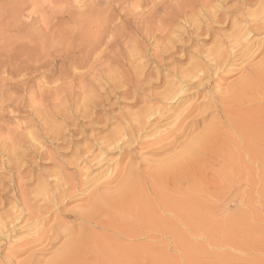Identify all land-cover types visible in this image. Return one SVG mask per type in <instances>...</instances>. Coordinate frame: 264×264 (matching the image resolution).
I'll use <instances>...</instances> for the list:
<instances>
[{
    "label": "rangeland",
    "instance_id": "374dc122",
    "mask_svg": "<svg viewBox=\"0 0 264 264\" xmlns=\"http://www.w3.org/2000/svg\"><path fill=\"white\" fill-rule=\"evenodd\" d=\"M257 7V0H0V28L9 29L12 34L19 33L24 37L15 42L12 40L15 46L25 45V41L30 39L37 29L46 27H58L61 31L65 29L71 32L70 41L74 45L69 51L70 54L72 51V54L76 55V49L79 48L77 45L84 40L88 41L91 47L93 45V49L87 52L83 66L80 63L81 68L87 70L88 78L82 80L83 85L79 78L74 80L73 86V96L77 103L74 104L76 108L72 110H76L82 124H86L87 121L81 117L80 102L87 96L88 101L94 99L91 91V84L95 83L91 66L94 55L91 54L98 50L94 53L101 55V82L106 85L100 84L102 102L99 107L93 109V112L97 121L99 119L102 121L98 123L96 121L97 126L100 127L103 121H107V126L101 133L105 134L117 126L126 125L123 122L129 118L127 113L146 105L139 100L133 102L132 92L136 85L152 82L159 76L162 81L167 76L174 78L170 71L172 67L157 66L158 59L163 56L167 59V54L173 53L172 56L179 60L177 66H186L188 56L192 55L197 46L213 45L218 29L224 28L227 31L232 29L233 26L226 23L229 18L236 13H242L243 18L247 20ZM196 17L205 21L195 33V28L191 24ZM206 32L210 36H207ZM258 35L259 33L256 35L257 38ZM166 49L168 52H165ZM155 52L163 56L155 58ZM3 55L7 56V53L4 52ZM200 59H203L202 55ZM50 60L47 61L50 65L47 67L49 70L47 76L37 72L29 73V77L32 78L29 84L31 87H28L29 90L27 89L24 94L18 88L0 94V103H10L8 99L13 102L7 107H1L2 103L0 104V118L4 116L0 120V216L10 209L16 197L14 188L18 186L20 180L16 179L14 170L9 169L11 164L7 153L9 148L18 154L29 150L27 158L31 162L24 165L21 178L24 184L21 188L30 193L37 188V179L57 170L56 164L62 163L63 153L76 149L77 145L81 147L83 142L75 135L71 147L62 144L63 139L70 138L68 136L70 131L63 132V139L57 141L46 137H38L37 140L28 135L35 129L31 124L34 116L28 112L33 109L47 110L45 113L61 110L64 92L55 89L61 58L50 57ZM257 60L259 58L254 62ZM140 63L148 64L151 70L155 68L152 70L153 74L140 76V70L137 68ZM84 65H87V68ZM78 66L79 64L74 62V66L71 65L69 70L80 71L81 68L78 69ZM144 73H147V68L144 69ZM237 76L235 73L232 77L225 78L224 85ZM35 78L42 80L39 83V79ZM17 79L19 77L14 78ZM43 80H46L47 84ZM65 80H70V77H66ZM43 83L46 84V88H41L45 85ZM35 84H38L41 90L36 89ZM84 85L89 89L83 87ZM162 86H165L163 82L158 83L154 91L161 90ZM147 93L148 91L142 90L138 95L146 97ZM201 94L207 97L209 93L206 90ZM22 95L24 101L18 107H13L12 105ZM143 96L139 97L142 99ZM148 101L160 104L154 100ZM247 102H239L231 107L225 117L222 114L221 121L226 124L225 135L228 136V139L225 137V141L228 142L227 147L223 144L222 150L219 149L217 153L220 161L224 160L223 165L220 162L214 166L204 157L203 159L199 157L201 162L197 161L198 166L196 163L188 167V170H181L184 175L178 172L175 182L170 179L166 185L165 182L163 185L160 181L156 182L154 175H150L153 179L139 177L132 193L122 199L117 195L115 205L105 208L107 213L104 210L106 215H102L96 227L94 224L86 226L91 233L88 230H86L88 233L85 232L88 237L85 238V249L75 263L70 264H264V85L261 93ZM209 117L210 115H207L206 119L204 117L202 122L200 121L201 123L198 122L196 132L202 123L204 125L208 122ZM52 122L54 125L52 129L64 126V120L59 114H55ZM85 134L89 138L90 131H86ZM22 140L25 142L22 143ZM139 141L144 144H139L138 147L129 146L124 150L126 153L118 150L117 152L107 150L104 153L107 158L105 166L115 165L114 175L116 178L118 176L113 183L104 187L106 190L119 188L121 180L125 178L124 173L131 184L137 177L128 172L134 170L135 166L142 173L151 168L162 155V152L157 150L161 147L157 146H162L166 141L170 142L155 141L150 144L149 141L138 139L137 142ZM90 143H87L86 151L90 145L94 146L92 144L94 141ZM153 147L157 149L153 150ZM81 148L84 155L85 150ZM93 149L99 152L96 146ZM36 150H40L42 154L37 156ZM225 155L229 156L226 158ZM68 156L69 154H66V160L77 161L74 157ZM203 160H206L208 165H205ZM75 168L74 164L68 165L63 172L74 174ZM30 176L33 177L31 181L28 180ZM193 176L196 178L192 179ZM107 199L106 197L105 200ZM29 203L39 204L38 201L32 200ZM74 205L75 202L67 204L64 209L67 210ZM61 220L70 224L72 218L61 216ZM20 237L22 242L29 239L24 235ZM6 240H0V264H10L6 259L7 254L17 250L15 243L9 242L12 239ZM27 255L28 253L18 259L15 258L14 262L23 260ZM49 259H52V253L43 252L37 264H45ZM14 262L12 264H15ZM68 262L65 259L52 260V264H69Z\"/></svg>",
    "mask_w": 264,
    "mask_h": 264
},
{
    "label": "bare ground",
    "instance_id": "6f19581e",
    "mask_svg": "<svg viewBox=\"0 0 264 264\" xmlns=\"http://www.w3.org/2000/svg\"><path fill=\"white\" fill-rule=\"evenodd\" d=\"M257 6V9L253 10L247 20L243 18L242 13H236L229 18L226 23H230L233 26L232 29L230 31L224 28L223 30L221 28L218 29L217 37L212 42L213 45L210 47H204V44L197 46L192 55L188 56V62L184 67L177 66L179 60L172 56L173 53H168L167 59H165L162 54L155 52V58L160 55L163 56L156 61V65H165L167 68L171 66L170 71L173 73L174 78H168L167 76L162 81L159 76L152 82L136 85V88L132 92L133 102L135 103L139 100L145 102L146 105L131 113H127L129 118L127 120L124 119L123 122L126 125L117 126L114 130H108L105 134L101 133L107 126V121H103L102 126H97V118L93 112V109L99 107L102 102L100 101V84L102 86L106 85L101 82V55L94 53L97 49L92 50L91 54L94 55V58H92L94 60L91 64L95 81L94 84H91L94 99L88 101L87 96L84 101L81 100L80 102L79 111L82 113L81 117L87 121L86 124H82L76 110H72L76 108L74 104L77 103V100L75 101L73 96V86L74 80L79 78L81 85H83L84 82L82 80L88 78L87 70L81 67L87 58V52L89 53L91 48L93 49V45L91 47L88 41L84 40L77 45L79 48L76 49V55H73L71 51V57L69 51L72 50L74 43L70 41L69 34L71 32L68 30L64 29V31H61L58 27L37 29V32L33 33L31 38L25 41V45L15 46L12 40L15 42V40H22L24 37L19 33L12 34L9 29L0 28V94L17 88L24 94L32 82V78L29 77L30 72H37L44 76L49 72L47 67L50 65H48L47 61L50 60V57L61 58V64H58V66L61 65V68H57L59 73L57 74L58 81L55 79L57 81L55 89H60L64 92L61 110L56 109L52 110L51 113H45L48 111L33 109L31 112H28L34 116L31 124L35 128L28 135L31 138H37V140L38 137H46L57 141L63 139V132L70 131L68 135L70 138H66L67 140L63 139L62 144L71 147L70 145L74 142V136L78 135L79 139L83 141L81 147L85 150L84 155H82V148L75 143L77 148L63 153L62 163L56 164L57 170L48 176L37 179V188L29 193V191L27 192L21 188V185L24 184L21 181L23 169L25 168L24 165L31 162L27 158L29 150L18 154L14 149H8V160L11 163L9 169L14 170L13 173L16 179L20 178L18 186L14 188L16 197L13 199L10 209L0 216V240L7 239L9 241L12 239V241H9L10 244L14 242L15 248H17V250H13L7 254L6 259L10 264L14 262L15 258L18 259V257L27 253L28 255L23 260H16L14 263L37 264L39 263L40 254L47 251L52 253V259L46 261L45 264H52L53 259L56 261L65 259L70 264L76 261L85 249V238L87 237L85 232L88 230L86 226L94 224V227H96L98 221L107 210L105 208L115 205L114 200L115 198L118 199L117 195H120V199H122L125 195L132 193L139 177L142 176L148 179L147 177L154 175L156 182L160 181V184L165 182L166 185V182L170 181V179H173L175 182L178 172H181L180 175H182L181 170H188L196 163V166H198L197 161L201 162L199 157H204V159H207L214 166L218 163L220 164V162L223 165L224 160L220 161L218 153L223 144H227L228 141H225V139L228 136L226 137L227 134L225 135L226 124H224V121H221V118L225 117L229 109L237 103H248L247 101L250 99H255L261 93L264 85V0H257ZM209 15H211V18L213 17L212 12ZM204 21L202 18L196 17V20L191 24L195 28V33L200 30ZM236 22H238V25H236ZM18 30H20L19 27ZM82 33L84 32L82 31ZM206 33L207 36H210L208 32ZM257 33H259L258 38L256 36ZM99 37H97L98 41H100ZM60 42H64V44H60ZM4 52L7 53V56L3 55ZM165 52H168V49ZM53 53H57V55L55 56ZM17 55L23 59L15 57ZM201 55L203 56L202 60L200 59ZM257 58L259 60L254 62ZM27 61L34 62L37 65L30 62L28 64ZM74 62L79 64L78 69L80 67V71L75 69L77 72H71L72 70H69V68L71 69V65L74 66ZM84 67L87 68V65H84ZM137 68L140 70V76L144 74L150 76L152 70L155 69L151 70L148 64L142 63ZM146 68L147 73H144V69ZM235 73L238 76L224 85V79L232 77ZM65 76L70 77V80L66 81ZM15 77H19V79L14 80ZM42 79H39L38 82L40 83ZM107 79H109L108 76ZM160 82H163L165 86H162V89L159 91H154ZM7 84L10 86H7ZM46 84L41 88H46ZM83 87L87 90L89 89L86 85ZM38 89L41 90L40 87ZM142 90L148 91L146 97H144L145 95H138ZM206 90L209 93L208 96H202L201 93ZM139 96H143L144 98L141 99ZM148 100H154L160 104H152ZM8 101L10 103L4 104V102H1L2 106H0L7 107L13 103L11 99H8ZM23 101L24 96L22 95L12 106L18 107ZM55 114H59L64 120V126L60 129H52L54 126L52 119ZM207 115H210L208 122L204 125L202 123L200 125L201 128L196 132L198 122H202L204 117L206 119ZM86 131H90L89 138L85 134ZM138 139L149 141V143L155 141L165 142L166 140H170V142L166 143V141L162 143V146L158 145L157 148L161 147L160 149L153 147V150L154 148L160 150L162 155L155 162L152 160L154 163L151 168L142 173L135 166L134 170L128 172L131 175L134 174L135 178L137 177L135 180H132L131 184L128 183L126 179L127 174L124 173L125 178L121 180L119 188H113L112 190L109 188L106 190L104 187L109 183H113L118 176L117 178L115 176V165L105 166L107 158L104 156V153L107 150L124 151L129 146L138 147L139 144L143 143L141 141H139L140 143L137 142ZM92 141H94L92 144L98 148L99 152H95L92 145L86 151L87 143L91 144L90 142ZM24 142L22 140V143ZM29 146L30 143H28ZM230 149L232 150V147ZM35 152L37 156L42 154L40 150H36ZM124 153L126 152L124 151ZM66 154H69L68 157H74L77 161L66 160ZM225 156L227 158L229 155ZM205 161L203 160L205 165H208ZM72 164L76 166L74 174L64 173L65 168H68V165ZM219 167L221 168V166ZM189 173L191 174V172ZM41 175L43 176V174ZM32 178L30 176L28 180L31 181ZM194 178L196 177L193 176L192 179ZM106 197L108 198L107 201L105 200ZM31 200L38 201L39 204L33 205L29 203ZM73 202H75L74 206L67 210L64 209L67 204ZM32 207L33 209H31ZM113 212L115 213V211ZM61 216H71V223L62 222ZM51 218L52 220H49ZM88 232L90 231L88 230ZM23 235L29 239L23 240V242L20 241L19 237Z\"/></svg>",
    "mask_w": 264,
    "mask_h": 264
}]
</instances>
